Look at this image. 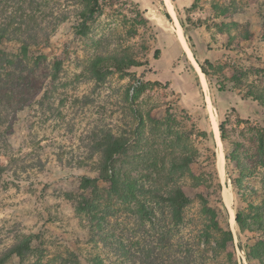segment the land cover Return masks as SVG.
<instances>
[{"label": "rangeland", "instance_id": "obj_1", "mask_svg": "<svg viewBox=\"0 0 264 264\" xmlns=\"http://www.w3.org/2000/svg\"><path fill=\"white\" fill-rule=\"evenodd\" d=\"M169 1L178 12H174L178 24L185 25L182 36L199 70L181 46L164 0H98L99 9L93 16L87 14L85 0H33L12 8L29 12L42 28V40L49 43L38 49L42 65L28 81L29 88L33 83L42 85V105L25 98L19 109L21 104L15 105L12 98L11 70L0 69V162L13 158L10 169L0 176V253L18 235L35 237L32 247H37L41 262L42 255L45 260H58L62 247L76 240L85 243L83 228L66 196L77 192L82 175L96 174V143L106 134L134 142L136 114L144 120L148 116L162 120L170 110L181 117V111L188 112L201 132L212 134L209 146L215 145L220 195L233 235L226 251L233 253L238 264H248L240 244L249 241L252 246L258 235L242 233L234 219L237 212L253 213L249 204L264 202V169L255 166L252 157L257 154L256 136L241 122L264 130V109L254 102L253 116L246 119L228 104L235 96L253 102L247 96L264 93V0ZM16 45L2 47L11 52ZM96 58L121 68L109 69L105 80L99 81L91 65ZM200 66L208 74L204 76L207 85L202 82ZM55 73L57 79L52 81ZM217 82H224L225 94L216 90ZM225 120L226 144H240L230 147L236 156L231 165L225 162L222 142L217 146L214 137V123L218 128ZM181 125L188 130L190 121L184 118ZM150 138L160 143L157 137ZM193 145L202 152L200 142L194 140ZM137 151L134 147L133 152ZM192 169L201 171L198 165ZM236 178L241 179L240 194L232 186ZM185 191L194 196L202 189ZM198 211L194 202L187 212L188 226L179 230L172 250L196 251L191 243ZM147 230L130 216L122 235L139 252L145 246L156 248L151 252L158 259L167 249L153 247L154 237ZM143 235L149 236L146 241ZM95 244L100 250L101 245ZM202 256L206 264H226V253ZM9 264H18L17 258Z\"/></svg>", "mask_w": 264, "mask_h": 264}, {"label": "trees", "instance_id": "obj_2", "mask_svg": "<svg viewBox=\"0 0 264 264\" xmlns=\"http://www.w3.org/2000/svg\"><path fill=\"white\" fill-rule=\"evenodd\" d=\"M32 1L0 0V47L4 44H17L16 50L11 52L4 47L0 48V69L11 70L12 98L15 105L21 104L19 109L24 107L22 102L26 103L28 98L42 105V85L36 87L37 83H33L29 88L28 81L42 65V55L36 54L38 49L49 42L48 39L42 40V28L32 21L33 16L29 12L21 11V8L18 11L12 9L15 5H30ZM85 5L89 16H93L99 9L98 0H85ZM79 17L84 18L82 14ZM180 26L185 30L182 21ZM91 65L97 69L94 75L99 81L105 80L110 73L109 69L121 68L101 58L94 59ZM200 68L208 78L202 66ZM56 79L55 73L52 81ZM216 90L222 94L228 91L224 82H217ZM247 97L264 109V93L255 92ZM181 115L184 117L169 110L162 120L151 116L144 120L136 114L138 127L132 135L136 141L106 134L96 143L99 153V166L94 171L96 174L82 175L78 179L77 192L66 196L71 202L75 218L83 228L84 245L76 240L72 246L62 247L64 252L58 260H45L42 255L41 262L37 247H32L35 237L18 235L13 244L0 253V264H9L13 257L17 258L18 264H206L201 260L202 254L217 256L221 253H226V264H238L233 253L226 251L233 244V235L220 195L221 184L215 168V145L209 146L212 134L201 132L188 112L181 111ZM184 118L190 121L188 130H184L181 125ZM226 122H221L218 130L224 146L225 162L231 165L236 156L229 152L230 147L237 148L240 144H230V147L226 144ZM2 123L0 121V127ZM241 123L248 125L249 131L256 136L257 154L252 157L256 158L255 166L264 169V130L252 126L248 121ZM147 124L150 127L148 129ZM149 136L157 137L160 143ZM194 140L203 145L202 152L194 147ZM134 147L139 151L133 152ZM12 162L13 158L6 163L0 162V176L10 169ZM193 165L200 167V173L193 171ZM240 172L244 173V167ZM226 174L229 176L230 173ZM240 181V178L232 180V186L238 194ZM199 188L202 192L194 196H188L185 191ZM194 202L198 203L199 211L194 227L196 235L191 246L197 252L190 250L181 253L178 249L172 250L171 246L175 245L174 238L178 237L179 230L188 226L187 212ZM248 206L254 212L248 215L237 212L234 221L242 233H257L258 240L252 246H248V241L245 246L240 244V247L243 248L248 264H253V261L264 264V202L260 206ZM130 216L135 217L143 229L149 227L150 230L146 232L154 237L151 242L153 247L163 251L167 249L164 255H159L158 259L153 258L151 251L156 248L145 246L139 252L133 242H126L122 228L126 217ZM142 237L146 241L149 236ZM97 242L106 255L95 247ZM166 243L170 245L169 248H166ZM198 252H201V256Z\"/></svg>", "mask_w": 264, "mask_h": 264}, {"label": "crops", "instance_id": "obj_3", "mask_svg": "<svg viewBox=\"0 0 264 264\" xmlns=\"http://www.w3.org/2000/svg\"><path fill=\"white\" fill-rule=\"evenodd\" d=\"M168 8L171 9V11H170L171 13L174 14V12H175L176 15L178 14V12L176 11V9L173 6V4H172L171 7H168ZM175 14H174V16H175ZM176 32H178L177 35H179L180 39L181 40H184V38L182 36L181 30H177V28H176ZM179 37H178V39H179ZM180 39H179V41H180ZM180 44L183 47L181 41H180ZM204 82H205L204 85H207V82H206V79L205 78H204ZM201 85H203V84H201ZM228 105L230 107H233L234 109H236V111H237V113L239 114L240 117H243V118L248 119L249 117H252L253 116V109H252V107L254 106V102H249V101L243 100V99L238 98V97L235 96L234 98H232L230 100V103Z\"/></svg>", "mask_w": 264, "mask_h": 264}, {"label": "bare ground", "instance_id": "obj_4", "mask_svg": "<svg viewBox=\"0 0 264 264\" xmlns=\"http://www.w3.org/2000/svg\"><path fill=\"white\" fill-rule=\"evenodd\" d=\"M164 2H165V4H166V7H167L169 13H170L171 16L173 17V20H174V23H175V25H176L177 30H181V27H180V25L178 24V22H177V20H176V17L174 16L173 13L170 12V10H169V8H168V6H167V3H170V4H171V2H170L169 0H164ZM171 5H172V4H171ZM181 32H182V31H181ZM177 34H178V32H177ZM178 37H179V35H178ZM179 39H180V37H179ZM180 41H181V43H182V45H183L184 50L187 52L188 56H189V57L191 58V60L193 61V59H192V55H191V53H190V51H189V49H188V47H187L186 41H185V40H181V39H180ZM193 65L196 67L197 70H199L198 66L195 64L194 61H193ZM200 75H201V78H202V82H203V84H204V83H205V82H204V75H203L202 73H200ZM211 118H212L213 122H215V120H214V116H213V113H212V112H211ZM216 128H217V127H215V123H214V137H215V140H216V142H217V146H219V145L221 144V140H220V135L218 136V134H219V130H218V128H217L218 132H216ZM217 133H218V134H217ZM217 136H218V137H217ZM218 140H219V141H218ZM218 142H219V144H218ZM218 156H219V155H218ZM218 164H219V168H220V167H221V162H220L219 157H218ZM233 222H234V221H233Z\"/></svg>", "mask_w": 264, "mask_h": 264}]
</instances>
